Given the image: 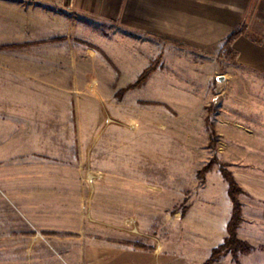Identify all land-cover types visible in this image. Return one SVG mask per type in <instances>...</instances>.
Wrapping results in <instances>:
<instances>
[{
  "label": "rangeland",
  "instance_id": "obj_1",
  "mask_svg": "<svg viewBox=\"0 0 264 264\" xmlns=\"http://www.w3.org/2000/svg\"><path fill=\"white\" fill-rule=\"evenodd\" d=\"M247 21L244 34L263 40L264 19ZM102 29L113 46L98 33L94 42L78 39L94 52L98 78L88 88L80 81L79 111L74 101L71 116L59 114L71 121L60 123V140H0V264H81L88 251L123 247L184 259L194 229L207 236L194 251L202 258L228 236L233 203L222 168L234 175V167L255 166L254 148L264 151V112L256 109L264 107V73L243 67L224 45H175L156 50L147 65L157 60L159 73L123 91L147 67L140 73L136 48L117 42L123 35L136 45L134 33ZM231 118L246 120L232 129ZM238 183L243 222V201H252ZM263 246L214 264H264Z\"/></svg>",
  "mask_w": 264,
  "mask_h": 264
},
{
  "label": "crops",
  "instance_id": "obj_2",
  "mask_svg": "<svg viewBox=\"0 0 264 264\" xmlns=\"http://www.w3.org/2000/svg\"><path fill=\"white\" fill-rule=\"evenodd\" d=\"M249 16L264 19V0L258 8L256 0H0V46L25 44L0 49V140L5 144L12 140H60V123L70 126L71 121L59 114L66 111L71 116L74 101L79 111L80 81L86 82V88L98 78L94 52L78 39L94 42L98 33L105 46H113L104 25L120 34L136 35V45L127 46L123 35L117 42L120 49L136 48L132 59L139 61L141 73L160 48L180 45L212 51L223 47ZM233 48L243 67L264 73V38L257 41L243 34ZM110 74L116 72L110 68ZM256 109L264 112L263 106ZM239 120L237 124L232 118L225 121L234 129L245 122ZM254 149L252 153L258 155L251 159L255 166L232 169L252 201L248 205L243 201L244 220L238 234L260 246L264 245V151ZM204 240L206 234L194 229L185 239L192 250L185 252L184 259H177L174 253L161 256L156 250L144 254L123 247L88 251L81 264H202L211 253L205 251L201 258L194 251L206 246ZM131 257L134 260L130 261Z\"/></svg>",
  "mask_w": 264,
  "mask_h": 264
},
{
  "label": "trees",
  "instance_id": "obj_3",
  "mask_svg": "<svg viewBox=\"0 0 264 264\" xmlns=\"http://www.w3.org/2000/svg\"><path fill=\"white\" fill-rule=\"evenodd\" d=\"M244 34V28L241 27L238 30H235L225 41L224 46L231 51L234 52L233 43ZM16 44H7L0 46V48H14ZM158 61H154L148 66L137 78L134 83L129 84L124 88L123 91L128 89H134L141 87L151 76V74L157 69ZM209 123V119L207 120ZM212 133H214L212 131ZM215 159L211 160L208 164H206L199 172V174H204L211 170ZM222 173L226 180L229 183V195L233 203V212L232 216L228 222V236L225 241L219 246L213 248L211 256L203 263V264H214L219 260L222 254L224 253H232L233 256H237L239 253H250L254 250V246L250 244L248 241L242 240L238 237V228L242 222V203L239 199V193L242 191L241 187L232 174L230 170L226 167L222 168ZM264 247V246H263Z\"/></svg>",
  "mask_w": 264,
  "mask_h": 264
},
{
  "label": "water",
  "instance_id": "obj_4",
  "mask_svg": "<svg viewBox=\"0 0 264 264\" xmlns=\"http://www.w3.org/2000/svg\"><path fill=\"white\" fill-rule=\"evenodd\" d=\"M217 82H218V89L220 90L222 86L226 83V77L224 75L218 76Z\"/></svg>",
  "mask_w": 264,
  "mask_h": 264
}]
</instances>
